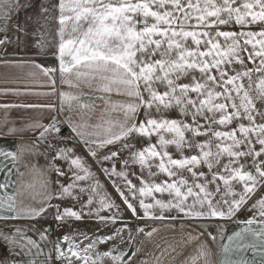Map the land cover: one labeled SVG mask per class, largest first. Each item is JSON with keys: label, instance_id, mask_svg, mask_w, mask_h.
I'll return each instance as SVG.
<instances>
[{"label": "snow or ice", "instance_id": "1", "mask_svg": "<svg viewBox=\"0 0 264 264\" xmlns=\"http://www.w3.org/2000/svg\"><path fill=\"white\" fill-rule=\"evenodd\" d=\"M23 7L19 0H0V16L7 20L13 10ZM52 8H58L54 55L59 67L45 74L59 71L62 82L71 83L74 77L89 87L95 82V91H115L130 100L119 106L122 120L91 126L69 122L70 137L61 135L55 117L47 126L33 125L41 129L35 146L45 145V155H51L49 176L40 184V207L17 209L14 196L8 195L0 198V213H8L0 214V220L51 214L61 228L85 218L105 228L111 225L114 231L109 234L80 233L79 242L62 236L55 245L56 259L68 264L73 257L81 264H105V260L135 264L137 252L129 255L130 249L120 247L132 243L131 230L125 240L128 225L116 227L124 219L120 205L103 191L90 157L133 217L232 221L243 214L247 218L240 223L246 227L228 241L246 232L260 240L264 236V0H58ZM50 11L41 6L43 21ZM16 30L28 31L19 24ZM9 43L7 35L0 39V45ZM89 127L94 130L87 131ZM17 131L13 126L5 135ZM70 138L77 143L70 146ZM80 147L86 156L78 153ZM0 156L11 159L15 167L16 152L0 150ZM11 172L12 168L5 172L6 180ZM8 186L0 183V189ZM136 231L151 237L156 229ZM47 232L45 228L39 233L42 240ZM207 235L215 240L212 233ZM0 238L18 247L15 255L39 250L19 228L0 233ZM100 244L111 246L99 251ZM223 251L229 252L228 244ZM239 251L243 257L224 264H255L257 256L264 260V241L242 243ZM206 255L201 248L190 264Z\"/></svg>", "mask_w": 264, "mask_h": 264}, {"label": "crops", "instance_id": "2", "mask_svg": "<svg viewBox=\"0 0 264 264\" xmlns=\"http://www.w3.org/2000/svg\"><path fill=\"white\" fill-rule=\"evenodd\" d=\"M19 3L25 7L13 10L9 19L5 20L0 16V39H3L5 35L11 38V43L0 45V105L16 106L0 107V150L16 152L18 156L15 167L11 159L5 161L0 156V183L9 185L6 189H0V198L6 199L8 195H13L17 209H28L40 207V184L44 178L49 176L48 169L51 159V155H45V145L35 146L36 137L41 129L33 125L47 126L55 117L59 122L58 127L62 129L61 135L70 137L69 122L75 124L86 122L91 126L108 120L114 121L113 114L122 113L118 110L119 106L127 103L128 97L122 94L116 96L115 91L111 94L100 93L94 90L95 82L92 87H89L88 84L77 81L74 77L70 78L71 83L62 82L59 71L45 74V70L59 67V61L54 55L59 39L58 20L56 19L58 8L49 7L51 15L45 22L40 14L44 0H19ZM17 24L21 28H27L28 31L26 33L17 32ZM40 25H43L42 29ZM45 27L51 29L48 38L44 33ZM45 38L51 39V43H44L41 47V42ZM62 93L66 94L63 99ZM101 96H104V99H101ZM68 97H76V99H68ZM81 104L88 105V107L81 108ZM23 105L34 107H23ZM5 120L7 124L2 123ZM13 126L18 131L13 135H5ZM86 130L93 131L94 129L89 127ZM67 143L71 146L77 143V140L70 138ZM77 151L86 156L82 147ZM87 159L92 163V170L103 186V191L110 194L115 203L120 205L119 214L124 219L133 217L123 206L111 181L90 157ZM8 168H12V172L6 180L5 172ZM51 178L55 179L54 174ZM0 214L8 215L6 211ZM171 215H176V213L173 212ZM246 218L245 215L239 214V220L235 218L232 221L201 220L206 225H201L200 220L194 221L182 217L175 220L139 219L141 222L139 228H144L145 232L153 228L156 231L151 237L139 233L134 247L128 254L131 255L133 251L137 252L134 258L135 264H190V258L199 256V250L202 248L207 255L201 257L197 264H224L226 260L236 261L244 256V253L239 251L240 244H261L264 241V236L256 240L251 232L242 233L240 238H234L232 242L228 241L229 236L246 227L245 224L240 223ZM251 227L257 228L256 225ZM17 228L25 236L36 241L43 254H38V249H32L31 255L26 256L23 253L15 255L14 251H19L18 247L10 246L3 238H0V264H14L21 260L24 264H28L29 260H34L35 264H68L67 260L56 259L55 245L59 242V238L69 235L79 242L83 239L80 233L94 236L109 234L113 231L111 225L105 228L87 218L81 221L73 220L61 228L58 227L51 214L37 219L0 220V233L11 234ZM45 228H48L47 239L42 240L39 233ZM201 232L205 234L200 235ZM209 232L215 236L214 241L207 235ZM83 243L87 244L89 241L84 240ZM225 244L229 245L227 254L223 251ZM61 246L67 248L66 244ZM110 246V244H100L97 249L101 248L104 251ZM247 256L251 259L250 251ZM72 264H81V262L73 257ZM105 264H111V262L105 260ZM255 264H264V260L257 256Z\"/></svg>", "mask_w": 264, "mask_h": 264}, {"label": "rangeland", "instance_id": "3", "mask_svg": "<svg viewBox=\"0 0 264 264\" xmlns=\"http://www.w3.org/2000/svg\"><path fill=\"white\" fill-rule=\"evenodd\" d=\"M54 4H58V0H44V6L46 7H52V5ZM48 16L51 15V12H49L47 14ZM51 32V29L49 28H44V33L46 35V37L48 38L50 35L49 33ZM45 38L44 41H46V43L50 44L51 43V39H47ZM118 96V94L116 95ZM130 98L128 97V101L129 102ZM173 116H175L176 114L175 113H172ZM114 116V121H117V120H122L123 119V114L120 113V114H113ZM118 167H119V164H118ZM122 223H125L128 225V229H125L123 235L125 237V240L127 239L128 235H129V229L131 230V235L133 237V240H132V243L131 244H120V247L121 248H128V249H131L132 247H134V244L139 236V233H137L136 229L139 228V225H141V222L139 221V219H137L136 217H130L128 219H124L122 222H118L117 224H120V225H116V227H121V224ZM199 223L201 225H206V223H203V221H199ZM114 231V229H113ZM99 251H102L101 248H98ZM107 249H105L104 251H106Z\"/></svg>", "mask_w": 264, "mask_h": 264}]
</instances>
